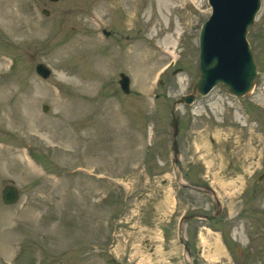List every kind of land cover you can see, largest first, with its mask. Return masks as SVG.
<instances>
[{
    "label": "rangeland",
    "instance_id": "1",
    "mask_svg": "<svg viewBox=\"0 0 264 264\" xmlns=\"http://www.w3.org/2000/svg\"><path fill=\"white\" fill-rule=\"evenodd\" d=\"M0 5L21 32L0 22V264H187L184 212L190 263L264 264V0L247 32L253 88L236 96L219 82L176 103L177 153L170 107L199 74L208 0ZM175 172L215 193L180 187ZM216 205L221 230L200 218Z\"/></svg>",
    "mask_w": 264,
    "mask_h": 264
},
{
    "label": "water",
    "instance_id": "2",
    "mask_svg": "<svg viewBox=\"0 0 264 264\" xmlns=\"http://www.w3.org/2000/svg\"><path fill=\"white\" fill-rule=\"evenodd\" d=\"M208 3L211 7V11L208 15V17L203 21L200 32H199V54H198V67H199V74L196 77L194 84L192 85V91L184 93L183 95L179 96L174 100L170 107V113H171V120H170V125L172 128V138H171V145L170 149L174 150V152L177 153V140L175 139V136L178 131V116L175 113V105L176 103H192L194 99L196 98V94H207L217 83L221 82L225 84L229 91L233 93L234 95H242L247 92H249L253 88L254 84V79L257 76V63L255 62L253 52L251 50L249 41L247 39V32H248V27L251 25L254 20H255V15L260 7L261 0H256L252 1L251 9L249 11V14L247 17H245V22L243 23V29L240 32V35L242 36L243 42L245 44L246 52L249 57V64L247 63L246 65V73L247 77L245 81V85L239 89L235 88L232 86L228 78L225 77V79L218 78L217 76H212L207 78V74H209L210 66L213 61H211L212 56H208L204 58V54L206 51L210 50V45H211V36L212 33L215 31L216 26H217V21L219 20L218 18V13L216 14L219 0H208ZM43 12L45 14L49 13V10L47 8H43ZM220 17V16H219ZM103 33L105 35H109L110 31L107 29H103ZM203 52V53H202ZM36 71L43 77H47L50 74L51 69L43 62H38L36 64ZM174 72H177L175 70ZM119 83L120 87L123 91L128 92L130 89V79L127 74H125L123 71L120 72V78H119ZM47 105L44 104L43 109H47ZM174 161V162H173ZM173 164L175 163V159L173 160ZM175 165V164H174ZM176 174V179L178 183L182 186H187L194 188L196 190L202 191V192H208V193H215L214 189L210 186H199V185H194L190 183H185L182 181H179V175ZM264 175V169L262 173L257 175V179H261V177ZM18 198V187L14 184H7L5 185L3 191H2V199L5 203H12L15 202ZM183 218L180 219L179 221V229H178V238L179 240L183 243L184 245V251H188V246L187 242L184 239L182 235V228H181V223H182ZM187 264H192L187 261Z\"/></svg>",
    "mask_w": 264,
    "mask_h": 264
},
{
    "label": "bare ground",
    "instance_id": "3",
    "mask_svg": "<svg viewBox=\"0 0 264 264\" xmlns=\"http://www.w3.org/2000/svg\"><path fill=\"white\" fill-rule=\"evenodd\" d=\"M165 1L168 2V0ZM252 1L254 3L256 0H219L216 14L218 13L220 17L218 16L216 29L210 38V50L204 54V58L212 56L211 61H213L207 78L217 76L225 79L226 77L229 83L237 89L243 87L247 81L246 65L249 64V57L240 32L243 29L245 17L251 9ZM18 19L20 17L17 13L10 12L0 5V22L5 26L11 25L10 30H14L13 32L19 35L21 32L14 26L18 25ZM20 25L21 23H19ZM134 58L139 65L140 58L136 56ZM2 63H5V60L0 56V65ZM106 66L108 65L104 62L98 61L97 67L100 74L103 73ZM183 217L186 215L184 214Z\"/></svg>",
    "mask_w": 264,
    "mask_h": 264
},
{
    "label": "flooded vegetation",
    "instance_id": "4",
    "mask_svg": "<svg viewBox=\"0 0 264 264\" xmlns=\"http://www.w3.org/2000/svg\"><path fill=\"white\" fill-rule=\"evenodd\" d=\"M7 183H8V182H6V183L3 185V187H4ZM9 183H11V182H9ZM3 187H2V189H1V195H2ZM216 207H217V205L215 206V208H216ZM223 208H224V207L218 209V212H219V213L216 212V211H217V208H216L214 212H212V213H210V214H204V213H202V216H201V217L198 216V217L206 219V221H207L208 223H210V225L213 226V228H214L215 230H220L221 228H220V226H218V225L222 223L220 216H221V211H223ZM217 213L219 214L218 216H217ZM185 215H186V214H185ZM218 223H219V224H218Z\"/></svg>",
    "mask_w": 264,
    "mask_h": 264
}]
</instances>
